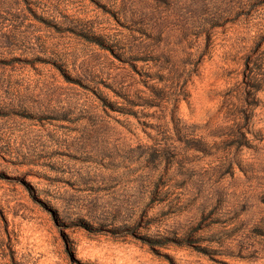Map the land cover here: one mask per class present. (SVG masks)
Masks as SVG:
<instances>
[{"label": "rangeland", "instance_id": "374dc122", "mask_svg": "<svg viewBox=\"0 0 264 264\" xmlns=\"http://www.w3.org/2000/svg\"><path fill=\"white\" fill-rule=\"evenodd\" d=\"M0 264H264V0H0Z\"/></svg>", "mask_w": 264, "mask_h": 264}]
</instances>
